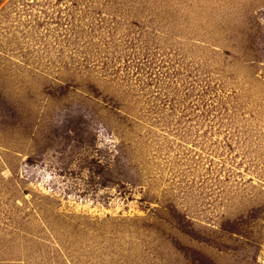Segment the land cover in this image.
Segmentation results:
<instances>
[{
    "label": "rangeland",
    "instance_id": "rangeland-1",
    "mask_svg": "<svg viewBox=\"0 0 264 264\" xmlns=\"http://www.w3.org/2000/svg\"><path fill=\"white\" fill-rule=\"evenodd\" d=\"M0 264H264V0H0Z\"/></svg>",
    "mask_w": 264,
    "mask_h": 264
}]
</instances>
